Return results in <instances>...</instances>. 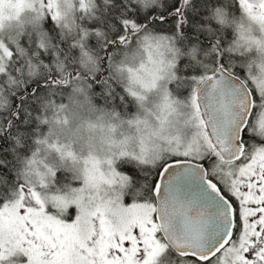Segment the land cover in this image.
Instances as JSON below:
<instances>
[{
	"label": "snow or ice",
	"instance_id": "6c2138e0",
	"mask_svg": "<svg viewBox=\"0 0 264 264\" xmlns=\"http://www.w3.org/2000/svg\"><path fill=\"white\" fill-rule=\"evenodd\" d=\"M0 264H264V0H0Z\"/></svg>",
	"mask_w": 264,
	"mask_h": 264
}]
</instances>
